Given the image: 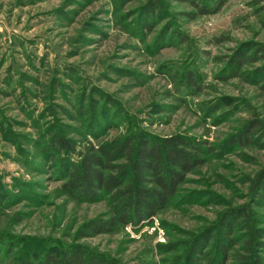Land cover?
Returning a JSON list of instances; mask_svg holds the SVG:
<instances>
[{"label":"rangeland","instance_id":"rangeland-1","mask_svg":"<svg viewBox=\"0 0 264 264\" xmlns=\"http://www.w3.org/2000/svg\"><path fill=\"white\" fill-rule=\"evenodd\" d=\"M263 56L264 0L205 15L180 0H0V264H39L73 243L117 264H190L189 245L235 211L264 233ZM250 121L261 127L245 143ZM141 132L202 141L205 162L151 223L75 240L110 207L61 192L48 140ZM231 237L225 264H241L248 233Z\"/></svg>","mask_w":264,"mask_h":264},{"label":"trees","instance_id":"trees-1","mask_svg":"<svg viewBox=\"0 0 264 264\" xmlns=\"http://www.w3.org/2000/svg\"><path fill=\"white\" fill-rule=\"evenodd\" d=\"M180 1L189 3L196 15H205L219 11L227 0ZM242 61L233 60V63L238 68ZM260 127V122L250 121L244 128V142L252 141L250 135ZM202 148V141L185 135L159 138L141 132L99 144L87 141L80 145L53 134L48 140V150L60 163L61 192L83 203L107 201L110 207V217L86 221L77 230L75 240L111 233L119 225L138 228L151 223L177 195L186 174L204 164ZM254 183L261 187L264 172ZM236 226L248 233L243 246L246 253L239 254V263L264 264L257 253L264 248V242L260 241L264 233L254 229L247 211L226 215L217 235L210 233L206 239L194 238L187 250L190 264H225L234 245L231 236ZM214 249L219 251V261L214 260ZM39 264L117 262L85 245L73 243L47 250Z\"/></svg>","mask_w":264,"mask_h":264}]
</instances>
